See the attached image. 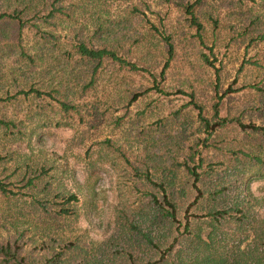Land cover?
<instances>
[{"label":"rangeland","instance_id":"374dc122","mask_svg":"<svg viewBox=\"0 0 264 264\" xmlns=\"http://www.w3.org/2000/svg\"><path fill=\"white\" fill-rule=\"evenodd\" d=\"M192 1L66 0V16L57 15L49 23L38 20L43 30L54 35L50 42L41 41L37 61L40 67L51 65L52 83L65 82L68 76L82 69L83 63L73 56L67 61L66 53L73 52L70 44L73 36L97 44L103 40L105 45L127 51V56L132 61L140 60L137 66L150 69L156 80L153 81L148 72L120 69L105 62L85 94L80 93L78 86L72 89L70 96L79 105L77 111L61 113L54 103L47 104L48 100L31 95L25 98L17 95L13 101L0 102V119L12 120L16 125L9 130L0 125V180L12 182L9 188L20 193L18 181L24 171L28 169L32 175L36 169L44 167L46 175L41 181L51 183L54 193L77 196L76 201H71L76 216L62 223L78 234L81 242L98 243L107 239L116 228L118 209L136 200L132 185L139 180L133 175L132 166L120 155L121 150L142 171L145 152L150 154L146 162L155 173L153 168L163 169L170 164L179 151L178 145L184 150L196 138L206 135L197 111L189 104L191 92L194 101L205 107L207 117H210L213 102L220 99L222 115L227 112L236 116L241 112L240 118L246 125L264 122L253 109L258 94L248 87L261 79L262 70L244 63L247 59L264 61V41L245 48L248 39L240 35L241 27L251 18L237 15L240 4L246 5L252 14L260 16L262 22L258 28L264 29V0H203L204 5L198 8L197 15L204 24L207 46L198 43L184 14L182 5ZM4 2L0 1L2 9ZM134 4L142 13H131ZM35 10L42 17L47 13L43 5ZM209 11L218 19L215 28L206 18ZM16 23L9 19L0 21V37L14 41L20 35L19 40L26 48L37 47L31 22L23 26L19 35ZM150 24L158 31H153ZM98 25L102 29L98 31H102L100 36L94 33ZM161 32L170 36L174 46L162 77L159 72L167 52L159 40ZM4 53L0 48V56L3 55L0 58V97L15 94L17 88L26 87L30 82L41 84L39 69L31 77L17 76L14 68L22 67L25 59L17 62V55ZM204 55L220 69L217 90L215 71L205 62ZM12 74L17 80L12 81ZM157 82L159 85L155 88ZM229 87L231 91L223 94ZM133 93L138 96L130 101ZM234 124L216 131L230 141L241 140L243 133ZM104 139H110L113 146L101 144ZM144 144H148L147 150ZM248 175L253 206L264 215V176L255 175L254 170ZM142 180L149 184L145 177ZM10 231V225L0 220V241H5Z\"/></svg>","mask_w":264,"mask_h":264},{"label":"trees","instance_id":"16d2710c","mask_svg":"<svg viewBox=\"0 0 264 264\" xmlns=\"http://www.w3.org/2000/svg\"><path fill=\"white\" fill-rule=\"evenodd\" d=\"M0 1H5L2 5L5 8H0V21H16L18 35L23 26L31 22L30 27L37 39V47L30 50L21 43L20 35L16 41L0 37L2 52L17 55V62L25 59L22 67L14 68L13 72L18 71L17 76L31 77L39 69L41 80V84L30 82L26 87L17 88L15 94L0 97V102L13 101L17 95L24 98L31 95L48 100L47 104L54 103L61 113L68 114L77 111L79 106L70 96L72 89L78 86L80 93L85 94L105 62L120 69L141 70L154 76L147 67H138L140 60L132 61L125 50L105 45L103 40L97 44L73 36L70 38L73 52L66 53L67 61L73 56L83 63L82 69L68 76L65 82L52 83L51 65L40 67L37 61L41 41L50 42L54 35L43 30L38 20L49 23L57 15L66 16V0ZM203 3V0H193L183 4L182 8L188 26L194 29V37L201 46H207L204 24L197 15ZM230 4L233 3L230 1ZM38 5L47 10L43 17L35 10ZM238 8V16L251 18L241 27L240 35L248 39L245 48L264 41V29L258 28L262 22L260 16L252 14L246 5L240 4ZM131 13H142V9L134 4ZM213 16L214 13L209 11L206 18L215 28L218 19ZM97 27L94 33L100 36L102 31H98L102 29L99 25ZM150 28L158 31L154 24H150ZM159 40L167 52V59L159 72L162 77L173 56L174 46L170 36L162 32ZM211 42L214 45V40ZM204 58L215 71L217 90L220 69L209 61L207 55ZM244 63L262 70L261 79L248 87L254 88L258 94L253 109L264 120V61L247 59ZM15 80L16 76L12 74V81ZM158 85L155 83V88ZM230 91L229 87L223 94ZM137 96L133 93L130 101ZM189 96V104L197 111L206 135L196 138L184 150L178 145L179 151L173 155L170 164L163 169L153 168L155 173L146 162L150 154L145 152L142 171L121 150L120 155L132 166L138 183L141 180V187L138 183L132 185L136 200L132 205L128 203L118 209L116 228L103 241L81 242L78 234L66 229L62 222L76 216L71 201H76L77 196L60 191L54 193L51 183L41 181L46 175L44 167L36 169L32 175L28 169L24 171L18 181L21 183L20 193L9 188L8 184L12 185V182L0 180V220L8 223L12 230L5 241H0V264H264V215L255 210L248 186V172L254 170L255 175L264 176V122L246 125L240 118L241 112L236 116L227 112L222 115L221 95L213 102L210 117H207L205 107L194 101V93ZM233 122L243 133L241 140L230 141L216 131ZM0 125L8 130L16 126L12 120L3 119H0ZM100 143L113 146L110 139ZM147 147L148 144H144L146 150ZM144 177L148 185L142 180ZM129 193L132 194V190ZM17 195L18 198H13Z\"/></svg>","mask_w":264,"mask_h":264}]
</instances>
